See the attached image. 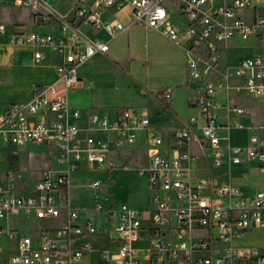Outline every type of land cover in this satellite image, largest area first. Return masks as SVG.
Here are the masks:
<instances>
[{
	"label": "built area",
	"instance_id": "1",
	"mask_svg": "<svg viewBox=\"0 0 264 264\" xmlns=\"http://www.w3.org/2000/svg\"><path fill=\"white\" fill-rule=\"evenodd\" d=\"M264 4V0H263ZM28 7L36 20L43 23L57 22L64 35L41 31L9 30L0 21V38L5 43L31 47L34 61L46 59L45 49L59 52L57 80L51 84H38L31 99L25 103H11L0 110V160L8 152V160L17 151V146L30 143L45 146L46 158L52 157L50 168L43 169L35 184L20 189L21 175L9 168L0 170V220L24 216L37 219H55L65 216V223L56 228H39L31 232L6 229L0 225V238L15 241V249L7 256H0V264H86L90 246L79 242L84 236H93L96 226L89 220L83 227L79 223V210L70 203V174L80 162L107 164L110 170L112 146L129 148L140 132L150 127L148 114L138 108H122L114 115L100 114L96 110H82L71 106L68 90L82 81L80 67L88 59L110 50L111 41L136 24L153 30L173 42L186 58L190 80L199 81L188 103L199 111L203 120L202 138L214 153L215 163L225 161L241 164L244 159L257 160L264 176V137L258 133L250 136L247 145L223 146L219 134L221 125L215 112L216 96L228 88V75L217 79L207 78L220 69L222 56L219 44L223 41L255 38L264 42V16H255L249 22L240 11L254 9L255 0H96L93 7L76 6L72 19L56 15L47 6L46 0H0V6ZM131 8V20H104L103 9ZM87 23L95 33L105 31L108 40L85 39L81 25ZM205 48V56L198 51ZM235 77L243 81L246 92L264 96V52L252 57H243L233 66ZM3 79L0 77V82ZM242 88L237 87V91ZM174 88H163L160 95L170 99ZM238 114L242 108L234 107ZM196 118L191 122L195 123ZM236 126H242L237 123ZM230 128V127H228ZM191 138L188 127H178L168 136L171 147L179 158H187L186 145ZM165 139L151 134L148 139L150 157L148 177L153 189L173 193L187 204L173 208L170 200L155 197L153 204L154 223L158 226L169 220V212L177 218L176 243L162 238L159 226L150 233L154 257L157 262L181 257L189 264H264V251L256 247H238L230 242L242 238L252 228H264V188L247 197L238 186L221 185L217 192L226 200L220 201L205 193L203 187L194 189L183 177L178 163L163 154ZM95 180L91 186L102 190L110 186ZM113 199L109 208L111 222L119 233L118 256L121 264H141L139 250L134 244L141 238L142 210L121 204L116 214L117 202ZM102 210L101 204L97 205ZM196 230H206L208 235L198 241L192 240ZM225 242L217 252L212 241ZM105 257L109 256L104 251Z\"/></svg>",
	"mask_w": 264,
	"mask_h": 264
},
{
	"label": "crops",
	"instance_id": "2",
	"mask_svg": "<svg viewBox=\"0 0 264 264\" xmlns=\"http://www.w3.org/2000/svg\"><path fill=\"white\" fill-rule=\"evenodd\" d=\"M96 0H46L47 6H49L52 11L58 15L61 18L64 19H72L74 16V10L76 6H84V7H93L95 5ZM255 6L256 8L247 9L251 10L250 16L246 19L247 21L251 22L255 16H264V4L263 0H255ZM1 7H14V8H25L30 12V15L32 16V19L35 23H37V26H51L53 27L52 31H47V33H53L56 35V37H61L64 35L63 30L61 29L60 24L57 22H46L43 23L40 20H35L33 17L32 11L28 7H18L14 5H6ZM245 11V10H242ZM131 8L125 7L121 10H116L114 8H108L103 9L101 11V16L104 20H111V19H118L122 22H129L131 20ZM243 15V14H242ZM18 20V19H17ZM2 21V20H0ZM20 21V20H19ZM22 23V21H21ZM24 26V25H21ZM140 27H143L146 34L149 33H157L153 30L147 29L144 26L138 25ZM81 30L85 33L84 38L89 40H108L109 34L105 31H102L100 33H95L92 31L91 26L87 23H83L81 26ZM136 27V24L132 25L128 31L121 34L119 37L111 41V47L108 51L111 55L115 57H119V49L121 47V42L119 38L123 36L124 34H131V30ZM9 28V27H8ZM9 30H13L10 29ZM20 31H26L23 29H20ZM30 31H39L37 29L31 28ZM43 32V31H41ZM160 37H162L167 43L173 44L177 49H179L173 42L165 38L164 36L157 33ZM258 46H262L261 49L255 54H262L264 52V42L263 44H258L257 40L255 39ZM0 44L9 45L4 42H0ZM16 46H12V48H15ZM19 47V46H17ZM33 58H34V51L33 48L29 47ZM166 50H164L163 54L166 57L162 61H151L152 66L156 65H168V66H175L180 67L182 66V72L181 71H175L173 74L176 77L173 84L175 85L174 91L172 93V96L169 99V105L171 110L166 109L163 106V101L160 98V89H141V92L139 94L143 97V100L141 101L142 104L139 107H132V108H140L142 111L146 112L149 116V118H152V122L156 126L155 128H161L162 133H167L168 136L171 132L176 130L177 128L171 129L169 132L167 131V128L160 124V120H164L166 117H177L182 120V104H184V107H186V110L191 109L193 111H197L196 115H192L190 118L184 120V126L188 127L191 131V138L189 142L186 145L185 151L188 154L187 158H179L176 154V152L170 148L171 143L167 139H165V144L163 145V154L164 156L171 160L178 163V166L181 169L182 175L185 178V180L194 188L198 189L203 187L205 189V193L212 196L213 198L217 199L222 203L223 206L226 204V200L219 195L217 192L218 188L223 184H231L234 186H238L245 196L250 197L253 196L260 188H264V176L262 175V172L260 170V166L257 160L254 159H244V161L241 164H230L229 162L225 161L224 163L218 165L215 163L214 160V153L212 148L209 146V144L202 138V132H201V125L203 123V120L200 116V113L198 110H195L194 108L187 106L188 100L190 95L194 92L196 86L199 84L192 82L193 80H190L188 73H187V66H186V58L183 54V52L180 51V58L173 59L174 55L168 51V48L164 46ZM46 55L48 56L46 59H50L53 57V63H48L46 67L52 71V76L50 78L42 77V81L34 80L30 82L29 85V94L26 98V100L22 102L17 103H25L28 102L33 94V89L38 84H51L54 83L58 76H57V66L60 63V55L59 52L54 49H45ZM101 54L103 56H107V53ZM147 57L150 56L148 52H146ZM254 55V54H253ZM254 55V56H255ZM169 56L171 59H168ZM108 57V56H107ZM0 58H3V53H0ZM222 64H224L225 60L222 56ZM45 60V59H44ZM43 61V60H42ZM40 63V62H35ZM236 64V62H235ZM233 67V66H232ZM223 73H217L221 74L220 76H217V78L222 77L224 75H228V79L233 77L240 81V85H236L235 88L231 87L228 84V88L222 89L221 91H230L231 89L237 94H247L254 98H259L264 102V96H254L243 90L244 85L243 81L235 77L234 71L232 70V75H230L231 72H228L226 74L225 68ZM222 69V70H223ZM221 70V66L220 69ZM94 72L90 70L81 71L80 70V76L82 77V81L70 88L68 90V98L69 95H72L74 99L76 100V97H82L85 99L84 103L75 102L74 104L71 103V100H69L70 104L74 108H79L84 110H96L100 114H108L111 116L116 115L119 110L122 108L120 107H103L100 105L101 103H94V99L92 98V91L97 88V84L100 80L95 79V77H89L90 75H93ZM213 75V74H212ZM1 77V76H0ZM3 79V78H2ZM213 79V78H212ZM6 87L5 82H2L0 84V89H3ZM237 87L242 88V90L237 91ZM231 90V91H232ZM147 91V92H146ZM219 91V92H221ZM218 92L216 96V100L220 98L221 94ZM227 95V94H226ZM155 97H158L159 100H156ZM70 99V98H69ZM99 102V101H98ZM8 102L2 101L0 102V110L5 109L10 104ZM226 107L228 111L235 115V116H243L245 113V106H241L238 104H233L232 106L230 104H223L216 102V107ZM215 107V112L217 111V108ZM234 107L242 108L243 112L241 114H238L234 111ZM126 108V107H125ZM155 115L156 120H155ZM217 115V114H216ZM192 118H196L197 121L195 123L191 122ZM155 122H154V121ZM218 120V119H217ZM151 121V119H150ZM242 123L241 120L235 119L234 124H229L227 122H218L221 127L219 130V134L222 138V144L223 146L230 145H247L249 142L250 136L253 133H258L260 136L264 137V121L262 123H251L249 120L245 119V124H248V127L251 132L249 135L248 142L246 144H236L232 142L231 140H227L226 131L233 130V125H236L237 123ZM243 124V123H242ZM244 124V125H245ZM151 127V122H150ZM147 128L146 130H143L139 133L137 141L131 145L129 148H116L112 146L111 154H110V163L111 168L110 170L107 169V164H94L90 165L88 162L82 161L80 162L78 168L73 172H89L92 173L94 176H96L95 180H100L102 182H106L110 176L111 178V184L110 186H105L102 190H96L95 196L102 201L101 206L102 210H96L100 215H94V218H90L88 216V211L84 209H80L78 207H75L79 210V223L84 227L86 225L87 220L91 221L96 226V233L93 236H84L79 241L75 242L74 245H78L79 242H86L90 246L89 252L86 254V264H121L119 256H118V237L119 233L115 229V225L111 222V213L109 211V208L111 207L112 203L114 202L111 198H106L105 194H110L111 197L115 198V201L117 202V205L115 207L116 214H119V207L121 204H127L131 208L140 209L142 210V228L140 231L141 238L135 242L134 246L139 250V258L141 260V264H189L188 262L182 260L181 257H178L175 260H167L164 258V262H157L156 258L154 257V250L150 241V233L154 230V228H157L159 226L160 232L162 234L163 240L166 242H170L172 244L176 243L175 239V233H176V226H177V218L174 215L173 212H169V220L161 225H156L153 220V216L155 214V207L153 204V199L155 197H161L170 200L171 205L173 208H178L185 206L187 204L186 200H180L177 199L173 193L167 192L165 190H157L153 189L149 184V177H148V169H149V163H150V157L148 154V139L149 136L153 133V130L151 128ZM230 127V128H228ZM148 131V133H145ZM231 133V132H230ZM154 134V133H153ZM144 146L146 150V157H147V164L138 166L133 161L134 155H131L132 152H134L138 147ZM123 150L126 151L125 156L121 158H115V153L123 152ZM43 155V153H42ZM131 155V156H130ZM205 155H208L211 157L213 161V170H209L203 166L200 165V160H202ZM130 156L126 159V157ZM5 159V156H3L0 160L1 161ZM6 160V159H5ZM10 166L11 162L9 161ZM138 164V162H137ZM220 172L221 175L218 177V173ZM72 173V172H71ZM103 174L105 179H100L98 177L99 175ZM224 174L225 177H222ZM70 178V176H69ZM92 181V182H94ZM142 181H144V184H142ZM91 182V183H92ZM90 183V186H91ZM72 187V185H71ZM92 187V186H91ZM93 188V187H92ZM73 207V206H72ZM264 215V211H263ZM20 217V216H19ZM10 218H17L18 222H20L21 219L31 220V219H37V218H18L13 216L5 217L1 220L8 221ZM47 224L43 225L40 228H56L65 223V216L62 215L59 218L55 219H47ZM1 226H3L6 229H13L17 231H27L31 232L36 229L33 228H18L19 226H9L8 223L2 222L0 223ZM260 231H264V228H252L250 229L246 235L239 239H234L230 243L234 246L238 247H256L260 250L264 251V237L260 236L258 233ZM208 233L206 230H196L192 234V240L198 241L202 237L207 236ZM221 244V245H219ZM227 243L225 242H217L212 241V247L217 252L218 249H220L222 246H225ZM218 245V246H217ZM104 251L109 252V256L105 257L103 255ZM3 250L0 246V256L2 254ZM3 257V256H1Z\"/></svg>",
	"mask_w": 264,
	"mask_h": 264
},
{
	"label": "rangeland",
	"instance_id": "3",
	"mask_svg": "<svg viewBox=\"0 0 264 264\" xmlns=\"http://www.w3.org/2000/svg\"><path fill=\"white\" fill-rule=\"evenodd\" d=\"M240 12L248 18L251 10L247 11L246 9L245 11ZM0 20L13 30L23 29L30 31L31 28L43 32L53 30V27L51 26H37V23L33 21L30 12L25 8H6L0 6ZM119 40L121 42V47L118 53L120 54L118 55L119 57H115L108 52V57L103 55L94 56L88 59L80 67L81 71H93L94 74L89 77H95V79L100 80L97 84V88L92 91L94 103H101L100 105L103 107H139L143 100V97L139 94L141 89H160V91H162L163 88L167 86L175 87L173 82L176 77L173 73L175 71L182 72V66H152L150 63L151 61H162L164 58L166 59L163 54L164 50H166L164 46L174 55L173 59L181 60L179 49L173 44L167 43V41L157 33L146 34L143 27L138 25L131 30L130 35L124 34ZM0 42H4V38H0ZM12 46L16 45L0 44V53H3V58H0V76L3 78V81H1L0 84L2 82H5L6 84L5 88L0 89V102L5 101L8 102V104L26 100L29 94L30 82L34 80L42 81V77L50 78L52 76V71L48 69L46 65L48 63H53V57L49 60L45 59L40 63H35L29 47L16 46L15 48H12ZM261 47L262 46L257 45L255 38L253 37L248 40L234 39L232 41L221 42L218 51L219 54L224 57L225 62L221 65V70L217 73H223V68H225L226 74L231 72L230 75H232V66L235 65V62H238L245 56H254ZM198 51L201 53L203 52L202 54L205 56L204 47H199ZM146 52H148L150 56L147 57ZM167 57L168 59H171L169 56ZM212 74H205L204 76L216 79L217 76L221 75L216 73ZM192 82L197 84L200 83L196 80H193ZM226 83L233 88H235L236 85L241 84L239 80L233 77L229 78L225 84ZM231 90H223L219 92L221 96L216 102L221 103L222 101L223 104L226 105L228 103L231 106L233 104L245 106V113L243 116L237 117L231 114L226 107L217 106V119L219 123L227 122L229 124H234L235 119L241 120L243 123L242 126L233 125L232 131L227 130L225 132L227 135L226 138L228 141L231 140L236 144H246L251 130L246 127L248 124H245L244 120L247 119L251 123H262L264 121V102L259 98L251 97L245 93L237 94V92ZM69 98L72 104L79 101L84 103L85 101L82 95H80L79 98L76 97V100L72 95H69ZM155 98L156 100H159L158 97ZM160 98L164 100L161 95ZM187 106L190 105L188 104ZM196 114L197 111H193L192 109L191 111H187L184 104H182V120L177 117H166L164 120H160V124L166 127L169 132L174 128L185 127L184 120ZM156 116L157 115L154 117L155 120ZM150 119V128L153 130V133L155 135L160 134L163 138L167 139L168 134L162 133L160 127L155 128L156 126L152 122L151 117ZM145 133H148V131ZM16 150L17 151H15L10 157L11 169H13L16 174L21 175L22 183H20V189L25 190V184L26 186L30 183L34 185L36 182L35 179L39 177L40 172L43 169L51 167L49 163L52 161V157L46 158L45 155H42V150L47 152L45 146L33 143L17 146ZM125 153L126 151L123 150V152L115 153L114 157H124ZM8 155V152L5 151L4 156L6 160L3 159L1 161L0 170L9 168ZM131 155H134L133 161L136 165L140 166V164H147V154L143 145L138 147ZM130 156L126 157V159ZM200 165L211 171L214 168L213 161L208 155H205V157L200 160ZM216 174H218V177L221 176L219 175L221 174L220 172ZM222 175V177H225L224 174ZM98 177H100V179H105L103 174ZM95 178L96 176L89 172L77 171L70 174V183L72 185L70 188V203L73 207L76 206L80 209L87 210L90 218H94V215H100L96 210L97 205L102 203V201L95 196L96 190L90 186V183L94 181ZM142 184H144V181H142ZM18 218H23V216ZM2 222L8 223L9 226L18 225V228L23 229H39L47 224L48 221L47 219H21L20 222H18L17 218H10L8 221L0 220L1 224ZM258 234L264 237V231H260ZM0 246L3 250L1 256L5 257L15 249L16 244L13 239L3 236L0 238Z\"/></svg>",
	"mask_w": 264,
	"mask_h": 264
},
{
	"label": "trees",
	"instance_id": "4",
	"mask_svg": "<svg viewBox=\"0 0 264 264\" xmlns=\"http://www.w3.org/2000/svg\"><path fill=\"white\" fill-rule=\"evenodd\" d=\"M163 106L166 107L168 110H171L170 105H169V99H166L163 101Z\"/></svg>",
	"mask_w": 264,
	"mask_h": 264
}]
</instances>
